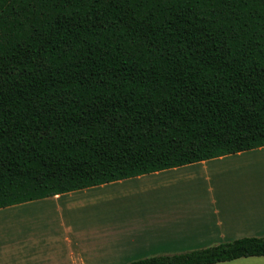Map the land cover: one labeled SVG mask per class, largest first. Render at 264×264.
<instances>
[{
	"label": "trees",
	"instance_id": "1",
	"mask_svg": "<svg viewBox=\"0 0 264 264\" xmlns=\"http://www.w3.org/2000/svg\"><path fill=\"white\" fill-rule=\"evenodd\" d=\"M260 146L264 0H0V208Z\"/></svg>",
	"mask_w": 264,
	"mask_h": 264
},
{
	"label": "crops",
	"instance_id": "2",
	"mask_svg": "<svg viewBox=\"0 0 264 264\" xmlns=\"http://www.w3.org/2000/svg\"><path fill=\"white\" fill-rule=\"evenodd\" d=\"M261 152L264 146L129 178L185 173L194 185L200 171L187 168L199 165L206 173L205 165L211 162ZM121 180L86 188L103 187ZM216 187L209 185L205 192L189 188L184 204L155 210L154 215L137 221L58 222L49 228L53 235L46 242L43 238L33 244L17 240L8 252H0V264H122L159 253L184 252L240 237L263 236L264 188L222 193ZM62 194L49 197L59 199ZM209 264H264V256L238 257Z\"/></svg>",
	"mask_w": 264,
	"mask_h": 264
},
{
	"label": "rangeland",
	"instance_id": "3",
	"mask_svg": "<svg viewBox=\"0 0 264 264\" xmlns=\"http://www.w3.org/2000/svg\"><path fill=\"white\" fill-rule=\"evenodd\" d=\"M234 161L239 162L235 164ZM205 166L206 173L199 165L187 168L200 171L194 185L185 173L146 175L68 192L59 199L48 197L0 208V252H8L17 240L33 244L43 238L46 242L53 235L49 232L51 225L61 221L144 219L149 214L154 215L155 210L184 204L185 192L192 187L205 192L209 185L217 186L222 193L264 188V152L214 161Z\"/></svg>",
	"mask_w": 264,
	"mask_h": 264
}]
</instances>
